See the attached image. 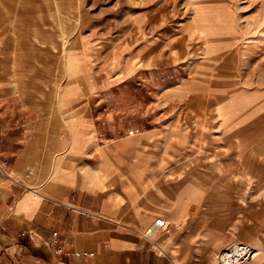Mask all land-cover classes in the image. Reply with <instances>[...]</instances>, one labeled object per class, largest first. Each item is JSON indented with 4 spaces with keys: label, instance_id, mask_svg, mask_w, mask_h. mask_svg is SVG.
Returning a JSON list of instances; mask_svg holds the SVG:
<instances>
[{
    "label": "rangeland",
    "instance_id": "rangeland-1",
    "mask_svg": "<svg viewBox=\"0 0 264 264\" xmlns=\"http://www.w3.org/2000/svg\"><path fill=\"white\" fill-rule=\"evenodd\" d=\"M0 65L53 98L76 75L87 160L179 198L213 264L236 243L264 264V0H0Z\"/></svg>",
    "mask_w": 264,
    "mask_h": 264
},
{
    "label": "crops",
    "instance_id": "crops-1",
    "mask_svg": "<svg viewBox=\"0 0 264 264\" xmlns=\"http://www.w3.org/2000/svg\"><path fill=\"white\" fill-rule=\"evenodd\" d=\"M65 74L53 98L19 87L15 74L8 81L0 65V264H213L212 249L184 229L179 198L166 205L161 187L120 192L99 152L87 160L95 123L78 77ZM160 217L165 226L145 234ZM52 231L67 243L58 256L46 246Z\"/></svg>",
    "mask_w": 264,
    "mask_h": 264
},
{
    "label": "built area",
    "instance_id": "built-area-1",
    "mask_svg": "<svg viewBox=\"0 0 264 264\" xmlns=\"http://www.w3.org/2000/svg\"><path fill=\"white\" fill-rule=\"evenodd\" d=\"M106 107L102 110H98V114L105 111ZM130 132V131H129ZM131 134V133H130ZM99 140H103L102 137ZM4 167V164L0 163V168ZM165 226V220L163 218H156L153 222V225L145 232L147 235L151 233L152 230L163 228ZM67 243L61 237V234L57 231H52L47 238L46 246L49 249L50 253L53 256L61 255L65 252V246ZM70 257H83V256H92V253L85 251L71 250L66 252ZM254 255V249L244 243L233 244L222 252L218 254L217 261L218 264H241L245 260L252 258Z\"/></svg>",
    "mask_w": 264,
    "mask_h": 264
},
{
    "label": "bare ground",
    "instance_id": "bare-ground-1",
    "mask_svg": "<svg viewBox=\"0 0 264 264\" xmlns=\"http://www.w3.org/2000/svg\"><path fill=\"white\" fill-rule=\"evenodd\" d=\"M146 234V233H145ZM150 236H152V235H150ZM256 255V252L254 251V255L252 256V259H253V257Z\"/></svg>",
    "mask_w": 264,
    "mask_h": 264
}]
</instances>
